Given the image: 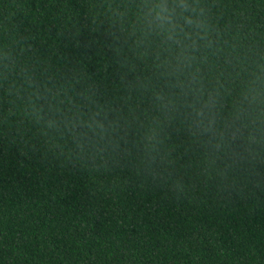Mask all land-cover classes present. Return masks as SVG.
Instances as JSON below:
<instances>
[{
  "label": "trees",
  "instance_id": "1",
  "mask_svg": "<svg viewBox=\"0 0 264 264\" xmlns=\"http://www.w3.org/2000/svg\"><path fill=\"white\" fill-rule=\"evenodd\" d=\"M0 264H264V0H0Z\"/></svg>",
  "mask_w": 264,
  "mask_h": 264
}]
</instances>
